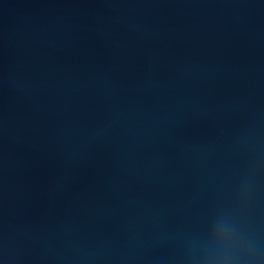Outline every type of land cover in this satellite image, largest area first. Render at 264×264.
I'll use <instances>...</instances> for the list:
<instances>
[{
  "label": "water",
  "instance_id": "95a60500",
  "mask_svg": "<svg viewBox=\"0 0 264 264\" xmlns=\"http://www.w3.org/2000/svg\"><path fill=\"white\" fill-rule=\"evenodd\" d=\"M264 249V0H0V264H194Z\"/></svg>",
  "mask_w": 264,
  "mask_h": 264
},
{
  "label": "clouds",
  "instance_id": "9594fccd",
  "mask_svg": "<svg viewBox=\"0 0 264 264\" xmlns=\"http://www.w3.org/2000/svg\"><path fill=\"white\" fill-rule=\"evenodd\" d=\"M194 264H264V249L232 220L213 222Z\"/></svg>",
  "mask_w": 264,
  "mask_h": 264
}]
</instances>
